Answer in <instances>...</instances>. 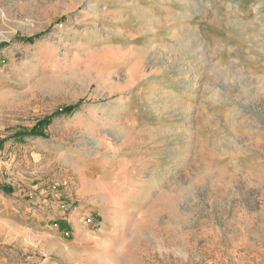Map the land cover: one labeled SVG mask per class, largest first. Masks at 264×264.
I'll return each instance as SVG.
<instances>
[{
  "label": "rangeland",
  "instance_id": "obj_1",
  "mask_svg": "<svg viewBox=\"0 0 264 264\" xmlns=\"http://www.w3.org/2000/svg\"><path fill=\"white\" fill-rule=\"evenodd\" d=\"M2 43L0 264H264V0H0Z\"/></svg>",
  "mask_w": 264,
  "mask_h": 264
},
{
  "label": "trees",
  "instance_id": "obj_2",
  "mask_svg": "<svg viewBox=\"0 0 264 264\" xmlns=\"http://www.w3.org/2000/svg\"><path fill=\"white\" fill-rule=\"evenodd\" d=\"M33 40V39H32ZM1 46H3V45H5V44H0ZM74 110V107H65L63 110H62V112H60L61 114H63V113H67V112H71V111H73ZM49 122H50V119L48 118V119H45V120H43L41 123H40V125L41 126H44V125H48L49 124ZM38 128H36V130H37ZM35 133V132H34ZM39 133V132H38Z\"/></svg>",
  "mask_w": 264,
  "mask_h": 264
},
{
  "label": "bare ground",
  "instance_id": "obj_3",
  "mask_svg": "<svg viewBox=\"0 0 264 264\" xmlns=\"http://www.w3.org/2000/svg\"><path fill=\"white\" fill-rule=\"evenodd\" d=\"M108 52V51H107Z\"/></svg>",
  "mask_w": 264,
  "mask_h": 264
}]
</instances>
